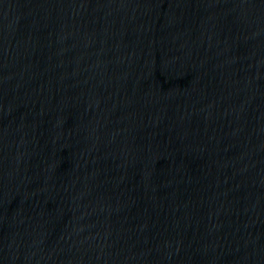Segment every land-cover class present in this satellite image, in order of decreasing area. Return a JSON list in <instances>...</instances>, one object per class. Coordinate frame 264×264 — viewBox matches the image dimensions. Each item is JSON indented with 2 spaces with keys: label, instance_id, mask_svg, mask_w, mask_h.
Returning <instances> with one entry per match:
<instances>
[{
  "label": "water",
  "instance_id": "obj_1",
  "mask_svg": "<svg viewBox=\"0 0 264 264\" xmlns=\"http://www.w3.org/2000/svg\"><path fill=\"white\" fill-rule=\"evenodd\" d=\"M0 264H264V0H0Z\"/></svg>",
  "mask_w": 264,
  "mask_h": 264
}]
</instances>
